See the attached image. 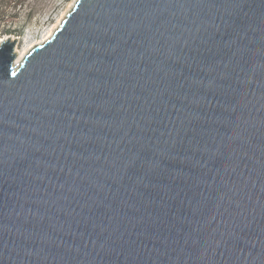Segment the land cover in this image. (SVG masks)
Returning <instances> with one entry per match:
<instances>
[{
	"label": "water",
	"instance_id": "95a60500",
	"mask_svg": "<svg viewBox=\"0 0 264 264\" xmlns=\"http://www.w3.org/2000/svg\"><path fill=\"white\" fill-rule=\"evenodd\" d=\"M0 42V264H264V0H75Z\"/></svg>",
	"mask_w": 264,
	"mask_h": 264
},
{
	"label": "rangeland",
	"instance_id": "374dc122",
	"mask_svg": "<svg viewBox=\"0 0 264 264\" xmlns=\"http://www.w3.org/2000/svg\"><path fill=\"white\" fill-rule=\"evenodd\" d=\"M74 3L75 0H12L11 3L5 1L0 8V42L6 37L18 38L15 47L23 51L31 44L35 45L37 41H44L52 29L54 31L60 26ZM2 27L16 28L21 33L9 35Z\"/></svg>",
	"mask_w": 264,
	"mask_h": 264
},
{
	"label": "bare ground",
	"instance_id": "6f19581e",
	"mask_svg": "<svg viewBox=\"0 0 264 264\" xmlns=\"http://www.w3.org/2000/svg\"><path fill=\"white\" fill-rule=\"evenodd\" d=\"M75 4V3H74ZM74 6V5H73ZM72 9V8H71ZM63 21V20H62ZM61 22V21H60ZM60 24V23H59ZM56 29V28H55ZM52 32H54L53 31V29L47 34V36L44 38V41L46 40V39H48L50 36H51V33ZM43 40H40V41H37L36 43H35V45L36 44H39V43H43L44 42ZM33 45L34 44H31L28 48H26L25 50H23V51H19L16 47H14V53L16 54V59H14L15 61L14 62H16L17 60H19L20 59V57L24 54H27L26 52L29 50V48H31V47H33ZM16 48V49H15Z\"/></svg>",
	"mask_w": 264,
	"mask_h": 264
},
{
	"label": "trees",
	"instance_id": "16d2710c",
	"mask_svg": "<svg viewBox=\"0 0 264 264\" xmlns=\"http://www.w3.org/2000/svg\"><path fill=\"white\" fill-rule=\"evenodd\" d=\"M8 2L11 3L12 0H0V8L1 5L4 3V2ZM2 14V13H1ZM4 29V27H2ZM5 32H7L9 35H16V34H20L21 32L19 30H17L16 28L12 29L10 27H6V29H4Z\"/></svg>",
	"mask_w": 264,
	"mask_h": 264
}]
</instances>
